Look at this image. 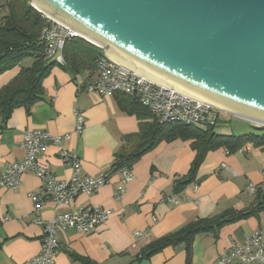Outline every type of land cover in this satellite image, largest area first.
I'll use <instances>...</instances> for the list:
<instances>
[{
    "label": "crops",
    "instance_id": "obj_1",
    "mask_svg": "<svg viewBox=\"0 0 264 264\" xmlns=\"http://www.w3.org/2000/svg\"><path fill=\"white\" fill-rule=\"evenodd\" d=\"M9 1L0 0V18L8 14ZM17 70L0 75V89ZM95 76L96 70L75 75L55 66L44 80V98L30 111L19 106L6 120L0 112V172L25 157L28 130L40 129L53 135L71 133V138L60 144L49 143L39 157L57 177L68 180L73 169L62 160L64 150L78 154L81 175L86 177L110 170L121 153L134 151L141 122L151 121L152 117L143 118L123 108L120 96L78 91L79 85ZM77 108L85 119L79 135L74 132ZM192 143L183 139L162 141L140 156L133 164L134 179L120 198L122 175L115 172L97 191L81 193L61 206L60 212L80 206H104L113 214L85 234L59 228L55 264H215L235 243H244L257 230L264 229V209H260L218 231L195 234L189 247L183 240L150 256H141L146 246L194 220L229 209L244 210L264 201V148L253 143L233 153L225 147L209 151L194 180L176 191V180L188 175L197 155ZM221 163L228 164L238 175L222 169ZM221 169L227 178L217 173ZM249 183L263 187L258 194H252L247 189ZM32 193H38L41 199L39 209H35ZM172 196L176 202L167 199ZM54 215V201L46 196L43 182L33 172L22 174L17 189L1 186L0 264H24L36 257L44 239L42 221ZM137 230L149 232V236L137 238Z\"/></svg>",
    "mask_w": 264,
    "mask_h": 264
},
{
    "label": "water",
    "instance_id": "obj_2",
    "mask_svg": "<svg viewBox=\"0 0 264 264\" xmlns=\"http://www.w3.org/2000/svg\"><path fill=\"white\" fill-rule=\"evenodd\" d=\"M150 80L264 127V0H31Z\"/></svg>",
    "mask_w": 264,
    "mask_h": 264
},
{
    "label": "built area",
    "instance_id": "obj_3",
    "mask_svg": "<svg viewBox=\"0 0 264 264\" xmlns=\"http://www.w3.org/2000/svg\"><path fill=\"white\" fill-rule=\"evenodd\" d=\"M46 17V16H45ZM48 18V17H46ZM79 36L70 26L48 18L42 31V40L47 43L49 57H55L63 62L62 49L68 39ZM97 92L101 95L115 96L122 94L133 97L146 107L161 123L201 124L211 126L218 124L222 111L219 107L183 94L153 80L141 76L129 67L119 64L103 53L97 58L96 76L85 85H79L78 91ZM76 124L74 132L79 135L83 131L85 119L82 112L75 109ZM71 133L53 135L45 130H28L25 134L24 147L26 155L23 159L11 163L0 172V187L6 186L17 189L24 172L36 174L43 182L46 196L55 204V215L50 220L42 221L44 239L40 253L24 264H55L59 251L58 229L73 228L81 234L92 231L101 222L112 216L113 210L104 206H80L73 210L60 212L59 208L70 202L81 193L91 194L109 182L111 171H104L96 176L81 175L82 163L78 154L64 150L62 160L73 169L71 179H63L52 173L39 160L40 154L49 143L60 144L71 138ZM228 152V151H227ZM221 168L229 171L232 176L238 173L226 163ZM222 169L217 173L222 178ZM122 186L118 198L126 191L127 185L134 179L133 169L121 168ZM263 185L249 183L248 191L255 194ZM31 198L35 209L41 207L38 193H32ZM176 202L174 196L167 198ZM9 217L5 218V221ZM156 221V217L153 218ZM135 237L149 236V232L137 230ZM215 264H264V229L257 230L244 243H235L231 249L219 257Z\"/></svg>",
    "mask_w": 264,
    "mask_h": 264
},
{
    "label": "trees",
    "instance_id": "obj_4",
    "mask_svg": "<svg viewBox=\"0 0 264 264\" xmlns=\"http://www.w3.org/2000/svg\"><path fill=\"white\" fill-rule=\"evenodd\" d=\"M7 7L8 14L0 18V75L15 68L18 70L13 79L0 89V112L5 120L15 108L26 106L30 111L34 104L44 98V80L53 67L60 66L75 75L95 73L97 58L104 53L103 49L77 36L67 40L62 49L64 61L59 62L55 57H49L47 43L41 38L48 18L31 5V0H10ZM115 96H120L119 102L123 108L143 118L150 116L152 120L141 122L139 143L132 153L123 152L118 156L110 169L111 174L121 168L133 169L134 162L140 156L162 141L193 140L192 146L197 150V155L188 175L176 180L175 190L178 191L194 180L199 165L209 151L225 147L233 153L249 143L264 148V127L251 124L253 131L235 135L217 132L220 121L204 127L197 124L161 123L137 99L122 94ZM260 209H264V201L244 210L229 209L212 217L199 218L178 231L158 238L143 249L141 256H150L169 244L183 240L189 247L195 234L218 231L222 226L245 219Z\"/></svg>",
    "mask_w": 264,
    "mask_h": 264
},
{
    "label": "rangeland",
    "instance_id": "obj_5",
    "mask_svg": "<svg viewBox=\"0 0 264 264\" xmlns=\"http://www.w3.org/2000/svg\"><path fill=\"white\" fill-rule=\"evenodd\" d=\"M104 53H106L105 50ZM251 124L253 123L245 119L236 117L226 112H221L220 123L217 126L216 131L219 133L222 132L223 134L241 135L253 131ZM197 126L204 127L201 124H197Z\"/></svg>",
    "mask_w": 264,
    "mask_h": 264
},
{
    "label": "bare ground",
    "instance_id": "obj_6",
    "mask_svg": "<svg viewBox=\"0 0 264 264\" xmlns=\"http://www.w3.org/2000/svg\"><path fill=\"white\" fill-rule=\"evenodd\" d=\"M66 25H68V26H70L69 24H66ZM71 27V26H70ZM75 30V29H74ZM76 31V30H75ZM78 34H80L78 31H76ZM81 35V34H80ZM216 107V106H215Z\"/></svg>",
    "mask_w": 264,
    "mask_h": 264
}]
</instances>
